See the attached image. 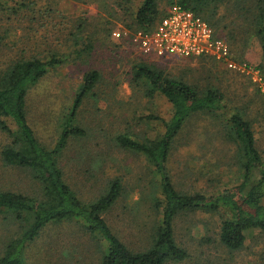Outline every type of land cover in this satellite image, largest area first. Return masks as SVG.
<instances>
[{"label": "rangeland", "instance_id": "1", "mask_svg": "<svg viewBox=\"0 0 264 264\" xmlns=\"http://www.w3.org/2000/svg\"><path fill=\"white\" fill-rule=\"evenodd\" d=\"M141 1L0 0V69L21 57L56 53L62 60L30 88L26 98L28 122L46 148L56 144L85 74L98 72L95 87L76 110L74 124L84 134L67 139L59 166L83 202L95 201L109 180L120 178L121 195L104 218L134 250L147 245L148 233L159 217L154 207V199L160 196L158 176L146 156L122 147L117 138L127 135L145 141L160 137L162 122L145 117L168 119L172 114L163 95L149 93L145 79L133 80L138 63L153 64L169 77L200 89L214 86L224 92L225 107L215 113L194 114L171 144L166 166L178 190L217 194L241 180L235 146L226 139L227 122L235 112L250 120L264 162V88L246 72L216 59L142 55L123 40L132 36L125 24ZM247 6L251 0H222L218 4L222 30L216 32L232 37L231 43L224 41L233 49L232 60L237 65L256 68L264 79V50L254 25L247 20ZM171 7L167 0H158L160 12ZM114 30L121 31L120 37L113 36ZM9 141L8 134L0 130V152ZM1 158L0 153V190L42 196L40 184L28 171L6 165ZM218 222L219 212L178 215L176 241L189 257L168 264H264V229L247 231L242 248L232 251L219 241ZM21 224L14 212L0 214V254L20 234ZM101 250L100 242L81 225L60 219L43 226L26 243L22 257L25 264H100Z\"/></svg>", "mask_w": 264, "mask_h": 264}, {"label": "trees", "instance_id": "2", "mask_svg": "<svg viewBox=\"0 0 264 264\" xmlns=\"http://www.w3.org/2000/svg\"><path fill=\"white\" fill-rule=\"evenodd\" d=\"M170 5H180L194 12L213 28L216 37L232 42V37L219 36L222 18L218 4L222 0H167ZM247 20L254 25L255 35L264 50V0H251L245 7ZM160 12L158 0H142L130 14L125 26L132 32L152 30L167 15ZM225 27V25H223ZM222 27V28H223ZM220 28V29H219ZM131 37V34L129 35ZM130 37L123 40L134 45ZM135 46V45H134ZM136 47V46H135ZM234 57L233 49L229 47ZM146 57H152L145 55ZM214 59L211 57H203ZM242 59V57H241ZM62 62L56 53L48 57L18 58L0 69V130L10 141L1 150L6 165L25 169L40 184L42 196L35 198L22 192L0 190V214L14 212L22 231L12 237L0 254V264H25L22 252L43 226L56 220H73L95 240L100 242V264H168L178 263L189 257L188 252L176 241L174 221L178 215L196 211L219 212L218 238L221 244L235 251L244 245L246 233L264 229V162L255 146L250 120L235 112L228 119L227 141L235 146L241 180L217 194L183 192L176 188L167 169L171 144L184 124L199 112L215 113L225 107L224 92L218 87L203 89L183 80L169 77L162 69L140 62L135 66L133 80L145 79L149 93L159 92L170 103L172 114L168 119L147 116L162 122L160 137L139 141L127 135L117 138L119 144L146 156L158 176L159 197L154 207L159 217L148 233L147 245L129 248L117 236L104 218L122 192L120 178L108 181L105 192L92 202H83L64 180L59 166L60 152L70 136L83 135V129L74 124L76 110L82 98L95 87L99 74L92 70L85 74L83 85L76 95L59 138L52 148H46L35 136L26 111L28 91L50 69ZM261 68V66H259ZM145 82V81H144ZM8 119L14 125L12 129ZM25 222V224H24Z\"/></svg>", "mask_w": 264, "mask_h": 264}, {"label": "built area", "instance_id": "3", "mask_svg": "<svg viewBox=\"0 0 264 264\" xmlns=\"http://www.w3.org/2000/svg\"><path fill=\"white\" fill-rule=\"evenodd\" d=\"M112 34L120 37L122 33L114 30ZM131 39L140 52L153 57L177 54L187 58H214L228 68L246 72L264 88V79L256 68L237 65L232 60L228 44L215 36L209 23L180 5H173L152 30L133 32Z\"/></svg>", "mask_w": 264, "mask_h": 264}]
</instances>
